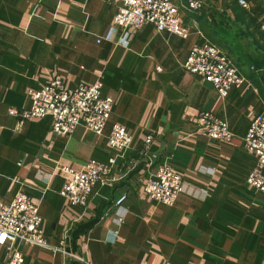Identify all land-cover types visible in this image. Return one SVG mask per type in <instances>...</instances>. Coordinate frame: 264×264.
<instances>
[{
    "label": "crops",
    "instance_id": "0c3cea01",
    "mask_svg": "<svg viewBox=\"0 0 264 264\" xmlns=\"http://www.w3.org/2000/svg\"><path fill=\"white\" fill-rule=\"evenodd\" d=\"M249 1L245 9L239 0H205L200 11L181 2L188 37L146 24L124 44L120 29L109 38L119 0H0V197L27 194L51 246L23 245L27 264H264V192L248 182L256 156L244 145L252 120L264 117V0ZM208 40L246 78L225 97L185 68L191 48ZM58 75L72 89L102 81L113 98L102 135L83 124L56 134L49 115L19 125L11 110L28 109V91ZM202 111L225 120L232 140L199 131ZM114 124L133 134L130 149L108 145ZM111 158L117 180L96 184L87 206L60 194L70 177L62 167ZM164 164L185 185L172 205L144 191ZM5 253L0 245V264Z\"/></svg>",
    "mask_w": 264,
    "mask_h": 264
},
{
    "label": "built area",
    "instance_id": "2783aa9c",
    "mask_svg": "<svg viewBox=\"0 0 264 264\" xmlns=\"http://www.w3.org/2000/svg\"><path fill=\"white\" fill-rule=\"evenodd\" d=\"M191 11H200L205 0H119L110 35L120 29L123 32L121 42L128 43L130 30L140 29L146 24H153L158 31H168L182 37L190 35V26L182 22L180 3ZM251 1L239 0L245 9L251 7ZM264 33V19L260 21ZM185 68L193 74L212 82L218 93L225 97L233 86L246 82L231 57L217 44L210 40L194 45L185 62ZM103 83L98 80L92 84H79L68 88L61 76H56L40 88L28 91L30 107L22 113L12 109L14 115L21 114L22 120L51 116L53 131L68 136L83 124L88 130L102 135L113 110V98L102 94ZM198 130L215 140L229 142L233 133L229 124L210 111H202L196 118ZM154 137L148 135L144 149L149 150ZM134 136L126 127L114 124L107 135L110 147L123 152L130 149ZM246 149L256 156V164L249 173V184L264 192V117L256 116L244 136ZM116 159L108 162L90 159L80 170L68 167L62 169L70 174L60 194L71 204L87 206L96 184L113 185L117 176L112 175ZM144 191L149 198L166 205L174 204L178 196L185 192L183 176L170 165L164 164L148 180ZM125 195L117 202L119 212ZM122 214L118 222L122 220ZM0 245L6 247L5 264H27L21 250L23 245L51 247L42 228L39 206L22 191L11 200L0 197Z\"/></svg>",
    "mask_w": 264,
    "mask_h": 264
},
{
    "label": "trees",
    "instance_id": "16d2710c",
    "mask_svg": "<svg viewBox=\"0 0 264 264\" xmlns=\"http://www.w3.org/2000/svg\"><path fill=\"white\" fill-rule=\"evenodd\" d=\"M244 9V8H243ZM246 14V13H245ZM212 38H214L217 42H219V40L215 37V36H212ZM234 87V86H233Z\"/></svg>",
    "mask_w": 264,
    "mask_h": 264
}]
</instances>
